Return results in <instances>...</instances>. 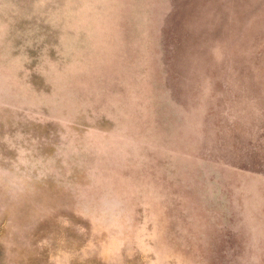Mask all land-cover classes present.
<instances>
[{"label":"rangeland","instance_id":"374dc122","mask_svg":"<svg viewBox=\"0 0 264 264\" xmlns=\"http://www.w3.org/2000/svg\"><path fill=\"white\" fill-rule=\"evenodd\" d=\"M0 264H264V0H0Z\"/></svg>","mask_w":264,"mask_h":264}]
</instances>
